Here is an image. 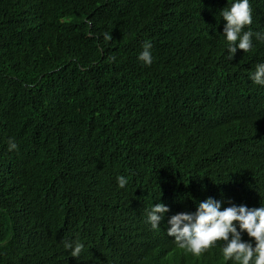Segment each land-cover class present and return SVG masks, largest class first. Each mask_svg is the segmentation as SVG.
I'll return each mask as SVG.
<instances>
[{
	"label": "trees",
	"instance_id": "obj_1",
	"mask_svg": "<svg viewBox=\"0 0 264 264\" xmlns=\"http://www.w3.org/2000/svg\"><path fill=\"white\" fill-rule=\"evenodd\" d=\"M235 2L0 0V264H237L224 241L194 256L167 235L208 198L264 206V39L230 59ZM249 4L242 31L264 34Z\"/></svg>",
	"mask_w": 264,
	"mask_h": 264
},
{
	"label": "clouds",
	"instance_id": "obj_2",
	"mask_svg": "<svg viewBox=\"0 0 264 264\" xmlns=\"http://www.w3.org/2000/svg\"><path fill=\"white\" fill-rule=\"evenodd\" d=\"M221 15L227 22L223 35L229 42L230 59L234 57L237 48L245 53L251 50L254 35L257 39H264V34L242 31L245 26L252 23L249 0H237L230 8H225ZM104 39L110 42L111 34L105 33ZM151 48V43L145 42L138 57L146 66L153 62ZM109 59L115 60V56ZM251 79L258 85H264V63L256 66ZM16 148V143L10 141L9 151ZM117 180L120 188H124L128 183L123 176ZM220 209V202L208 198L198 205L194 215L182 213L173 216L169 221L171 227L167 235L175 237L176 244L194 256H200L216 242L224 241L222 254L226 260H234L237 264H264V206L258 209H248L246 206H231L223 211ZM167 211L168 208L163 204H157L148 211V222L153 229L158 228ZM234 222L239 223V232ZM241 232H246L248 237L255 241V247L242 241ZM64 246L71 249L72 257H79L84 248L80 242L74 245L72 242H65Z\"/></svg>",
	"mask_w": 264,
	"mask_h": 264
}]
</instances>
